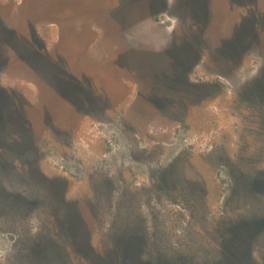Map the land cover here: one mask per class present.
<instances>
[{
    "label": "rangeland",
    "instance_id": "374dc122",
    "mask_svg": "<svg viewBox=\"0 0 264 264\" xmlns=\"http://www.w3.org/2000/svg\"><path fill=\"white\" fill-rule=\"evenodd\" d=\"M0 264H264V0H0Z\"/></svg>",
    "mask_w": 264,
    "mask_h": 264
}]
</instances>
